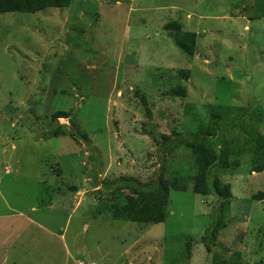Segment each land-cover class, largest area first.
Returning a JSON list of instances; mask_svg holds the SVG:
<instances>
[{
  "label": "rangeland",
  "instance_id": "1",
  "mask_svg": "<svg viewBox=\"0 0 264 264\" xmlns=\"http://www.w3.org/2000/svg\"><path fill=\"white\" fill-rule=\"evenodd\" d=\"M263 4L72 0L0 14V264H210L201 237L216 198L171 191L164 223L137 224L114 218L128 192L107 186L158 173L190 186L193 156L175 136L205 129L218 107L220 132L244 150L237 170L215 173L232 194L217 241L226 259L264 264V199L252 200L264 172H250L245 149L264 135V21L242 19L262 18ZM170 22L197 35L193 57ZM56 112L86 139L44 137Z\"/></svg>",
  "mask_w": 264,
  "mask_h": 264
},
{
  "label": "trees",
  "instance_id": "2",
  "mask_svg": "<svg viewBox=\"0 0 264 264\" xmlns=\"http://www.w3.org/2000/svg\"><path fill=\"white\" fill-rule=\"evenodd\" d=\"M72 0H0V14L11 11L22 14H34L47 9H67ZM163 29L172 36L174 44L188 57H193L196 51L195 33L186 32L177 22H170L163 26ZM173 94L178 97H185V90L174 89ZM140 101L146 106V100L142 96ZM225 108L218 107L211 109L205 129L198 130L189 137L182 138L176 135L177 145L190 151L193 156L196 174L191 178L190 186L179 185L176 180H165L162 173L154 175L147 183H141L136 179L121 177L107 186L115 189H126L125 203L120 207L113 206L114 218L137 224H160L167 218V206L169 193L186 192L190 190L194 195L202 197H214L218 205L214 208L213 223L204 231L201 237V245L207 254L211 256L210 264H241L237 257L226 259L217 241L219 233L225 229L226 222L230 215L232 200L230 185L224 184L215 173L225 170H237L239 161L236 159L244 149L236 148L234 138L225 139L220 132L221 120L225 116ZM68 118L65 112H56L51 115V122L47 132L43 135L49 138L68 137L77 141V135L86 139L77 125L73 126L70 132L65 126L59 125L57 120ZM75 130V131H74ZM164 141L167 138L163 137ZM250 147L244 144L245 149L250 152V172H264V135H255L250 141ZM171 150L172 145L166 144ZM237 149V151H236ZM234 154V157L231 156ZM97 184L95 185V188ZM111 190V196L116 195V190ZM120 195V194H119ZM120 195V196H121ZM264 194L259 193L252 197V200H263ZM219 248V249H218ZM187 254L189 246L186 245ZM220 251V252H219ZM225 251V249H224Z\"/></svg>",
  "mask_w": 264,
  "mask_h": 264
},
{
  "label": "crops",
  "instance_id": "3",
  "mask_svg": "<svg viewBox=\"0 0 264 264\" xmlns=\"http://www.w3.org/2000/svg\"><path fill=\"white\" fill-rule=\"evenodd\" d=\"M261 7L264 9V4L261 5ZM242 19H246L247 21H258V22H261V21H264V16L262 18H254V17L246 18V17H242ZM259 19H261V20H259ZM243 30H244V32H250V31H252L250 29V27H248L247 25L244 26ZM258 31H259L258 29H254V31H253L254 35H256V33Z\"/></svg>",
  "mask_w": 264,
  "mask_h": 264
}]
</instances>
